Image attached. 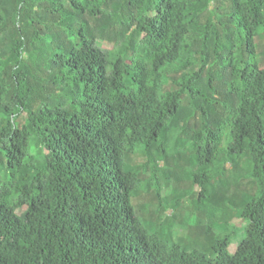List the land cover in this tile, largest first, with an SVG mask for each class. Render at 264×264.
<instances>
[{"label": "trees", "instance_id": "obj_1", "mask_svg": "<svg viewBox=\"0 0 264 264\" xmlns=\"http://www.w3.org/2000/svg\"><path fill=\"white\" fill-rule=\"evenodd\" d=\"M146 247L264 264V0H0V264Z\"/></svg>", "mask_w": 264, "mask_h": 264}, {"label": "clouds", "instance_id": "obj_2", "mask_svg": "<svg viewBox=\"0 0 264 264\" xmlns=\"http://www.w3.org/2000/svg\"><path fill=\"white\" fill-rule=\"evenodd\" d=\"M240 170H245V165L244 166H241ZM242 172V171H241ZM242 173H245V172H242ZM200 224V223H199ZM232 224L234 225V228L236 226V229L237 231H240V236L243 237L244 235V224L243 226H238V225H235L233 222ZM198 224H196V220L194 219V217H190L188 219V222L186 224V226L183 228L181 227L180 225H177V229L179 228H182L184 229L185 231H189V232H192L190 236H181V239L182 241H186V242H191L194 244V247H189V248H185V253L187 254V259H191V258H196L197 256V252L198 251H204V249L208 246V239L207 238H204L201 237L199 234L195 233L194 230L196 228ZM239 228V229H238ZM233 238V235L230 239V243H231V240ZM240 239V238H239ZM240 240H238L239 242ZM168 243V242H167ZM229 243V244H230ZM170 244V243H168ZM180 245L184 246L183 244L179 243ZM229 246V245H228ZM237 248V246H236ZM235 248V250H236ZM228 249V247H227ZM234 250V251H235ZM229 251V250H228ZM233 251V252H234ZM230 252V251H229ZM232 253V252H231ZM143 255H144V259H143V264H159L161 263V258H160V253L155 249V248H149V247H146L144 248L143 250ZM142 261V260H141ZM163 263V262H162ZM180 262H173L171 264H179ZM164 264V263H163Z\"/></svg>", "mask_w": 264, "mask_h": 264}, {"label": "rangeland", "instance_id": "obj_3", "mask_svg": "<svg viewBox=\"0 0 264 264\" xmlns=\"http://www.w3.org/2000/svg\"><path fill=\"white\" fill-rule=\"evenodd\" d=\"M100 44H101V46H102L103 48H106V49L112 47V44L108 43L107 41L100 42ZM223 144H224V140H223ZM228 166L230 167V164H228ZM24 209H25V206H24V207L17 208V209H16V212H17V213H20V212H22ZM232 222H233L235 225H238V226H243V224H244V221H243V220H237L236 218H233ZM238 229H239V228H238ZM234 233H237V235L234 236V237L232 238L231 243H230L229 246H228V250H229L230 252H233V251L235 250V248H236V246H237V243H238V240H239V238H240V231L237 232L236 226H235V229H234ZM177 234L180 235V236L185 235V236L187 237V235H186V231H185L184 229H182V228H179V229H178Z\"/></svg>", "mask_w": 264, "mask_h": 264}]
</instances>
